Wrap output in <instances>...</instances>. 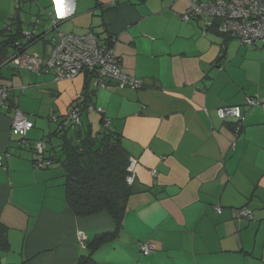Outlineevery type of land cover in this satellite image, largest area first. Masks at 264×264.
Returning <instances> with one entry per match:
<instances>
[{
    "label": "crops",
    "instance_id": "obj_1",
    "mask_svg": "<svg viewBox=\"0 0 264 264\" xmlns=\"http://www.w3.org/2000/svg\"><path fill=\"white\" fill-rule=\"evenodd\" d=\"M19 1L0 0V28ZM37 1L36 13L22 19L25 29L49 33L37 42L39 54L50 51L59 32L94 31L101 42L112 39L123 71L144 83L140 89L113 84L92 99L135 161V188L147 189L126 212L118 238L94 253V264H264V102L246 105V97L264 98V91L261 81L256 88V81L236 76L245 67L230 57L235 38L225 43L203 17L185 20L188 0H71L75 10L64 16L55 0ZM39 12L44 17L37 24ZM26 71L9 64L0 82L12 87L35 123L30 140L52 136L55 117L67 116L87 86L95 88L85 75L55 81ZM230 105L244 112L240 131L237 120L217 115ZM13 117L0 105V220L10 243L0 264H79L88 243L114 230L115 221L107 211L75 215L63 167L37 169ZM242 207L251 218L237 215ZM143 242L154 243V251L145 255Z\"/></svg>",
    "mask_w": 264,
    "mask_h": 264
},
{
    "label": "trees",
    "instance_id": "obj_2",
    "mask_svg": "<svg viewBox=\"0 0 264 264\" xmlns=\"http://www.w3.org/2000/svg\"><path fill=\"white\" fill-rule=\"evenodd\" d=\"M25 1L38 4L37 0ZM16 4L15 12L11 16L9 24L7 23L5 24L6 27L0 28V74L1 69L9 64H14L16 69L23 68L15 63V59L25 53L37 54L46 59L52 52L54 43L59 40L61 33L58 30V35H55L51 39V49L47 54L31 53L29 48L37 42L44 40L49 33L45 30L36 32L31 29H25L22 13L27 12L24 11V5H21V0L16 2ZM42 17H44V13L39 12L37 14V24ZM54 24V31H56L58 29L56 28L57 22L55 21ZM222 36L225 39V43L230 39L236 38ZM109 42L113 43L112 39H109ZM36 73L51 74L54 78L52 73H47L44 70ZM84 75L88 79V83L94 79L88 73ZM0 86L8 88L7 99L4 104L0 101V105L7 111H13L14 114L17 109L22 111L16 99L12 97V87L2 82H0ZM97 90L96 85L94 90H91L87 86L85 92L81 94L82 100L77 101L76 99L72 105V108L76 105L81 106L82 111L78 121L70 117L71 108L67 116L63 118L55 117L54 120L57 127L52 133L53 137L48 136V138L43 137L30 140L27 137L28 132L35 127V123L32 121L33 128L26 134L22 132L23 138L21 140L34 153L33 164L37 169H46L54 163L61 164L65 174L67 201L75 215L87 217L101 211H107L115 221L114 230L97 234L88 243L89 254L82 257L79 264L95 263L94 253L102 245L108 244L118 238L123 228L126 212L137 201L142 199L143 195L147 192V189L139 190L135 188V182L129 184L128 180L131 175V171L129 170L131 163L129 152L123 146L121 134L109 128L104 114L102 113L101 128L98 130H93L90 124L88 128L83 127V115L91 113L87 110V106L93 103L92 99ZM26 116L28 117L27 114ZM53 138L57 140L55 145L53 144ZM39 142H42L44 145L42 152L36 147ZM41 159L50 161V164L39 168L37 162ZM9 247L8 229L0 220V251L8 250Z\"/></svg>",
    "mask_w": 264,
    "mask_h": 264
},
{
    "label": "built area",
    "instance_id": "obj_3",
    "mask_svg": "<svg viewBox=\"0 0 264 264\" xmlns=\"http://www.w3.org/2000/svg\"><path fill=\"white\" fill-rule=\"evenodd\" d=\"M189 9L185 20L192 17H203L208 26L216 24L218 32L229 37L240 39L244 45H253L259 41L264 42V0H188ZM52 52L45 59L37 54L25 53L15 59V63L31 71L39 72L44 70L52 73L55 80L74 79L85 73L90 74L98 89H107L115 84L118 87H129L140 89L144 86L141 79L129 75L123 71L121 60L113 49L112 42H101L99 36L94 31L85 34L60 33L59 40L54 43ZM8 88L0 86V101L4 104L7 99ZM81 101V94L76 97ZM264 102V98L258 94L246 97L248 107L257 106ZM89 112H101L93 103L87 106ZM81 106L72 108L70 117L78 121L81 115ZM217 115L221 119H235L236 131L241 130L244 119V112L240 105L223 106L217 109ZM109 124V120H106ZM13 128L26 134L33 128V122L26 114L16 110L13 117ZM39 151H43V143L36 145ZM50 161L40 160L37 162L39 168L49 165ZM3 167V156L0 154V169ZM135 161L131 160L129 170V184H133L136 179L134 171ZM218 213L222 212L221 207L216 208ZM240 217L251 218L252 212L247 207L236 210ZM81 240H85V235L79 234ZM145 255L150 254L155 249L152 242L140 244Z\"/></svg>",
    "mask_w": 264,
    "mask_h": 264
},
{
    "label": "rangeland",
    "instance_id": "obj_4",
    "mask_svg": "<svg viewBox=\"0 0 264 264\" xmlns=\"http://www.w3.org/2000/svg\"><path fill=\"white\" fill-rule=\"evenodd\" d=\"M22 4L24 5V11L27 12V14L29 12L33 14L36 13L37 10H36V5H33L34 3L27 2ZM27 18L32 19V15L28 16ZM204 26H206V23H204ZM3 27L6 26L3 25ZM229 46H230L229 51L233 54L232 56L230 55V57L235 58V60L237 61L235 65H239V63L242 62V64L245 67L244 72H238L236 70L237 71L236 76L244 79L245 81L248 80L256 81L257 82L256 88L258 87L259 81H261L263 87L262 90L264 91V42L259 41L257 44L254 45H243L240 39L235 38L230 42ZM241 49H244V51L243 54L239 57L237 56V53ZM29 51L35 53H42L43 52L42 43H37L32 45L29 48ZM26 72L30 73V71H26ZM82 120H83L84 128H88L89 124L92 125V128L95 131L101 128L100 113L98 112H91L89 114H84ZM70 132H72V130H70Z\"/></svg>",
    "mask_w": 264,
    "mask_h": 264
},
{
    "label": "clouds",
    "instance_id": "obj_5",
    "mask_svg": "<svg viewBox=\"0 0 264 264\" xmlns=\"http://www.w3.org/2000/svg\"><path fill=\"white\" fill-rule=\"evenodd\" d=\"M56 2V11L60 16H64L70 14L72 11L75 10L74 3L71 0H55Z\"/></svg>",
    "mask_w": 264,
    "mask_h": 264
}]
</instances>
